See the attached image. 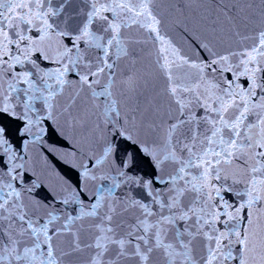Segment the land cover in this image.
Wrapping results in <instances>:
<instances>
[{"label": "snow or ice", "instance_id": "snow-or-ice-1", "mask_svg": "<svg viewBox=\"0 0 264 264\" xmlns=\"http://www.w3.org/2000/svg\"><path fill=\"white\" fill-rule=\"evenodd\" d=\"M0 264H264V0H0Z\"/></svg>", "mask_w": 264, "mask_h": 264}]
</instances>
